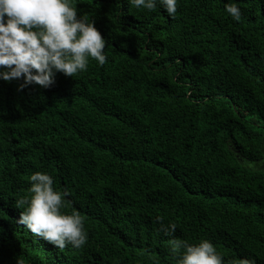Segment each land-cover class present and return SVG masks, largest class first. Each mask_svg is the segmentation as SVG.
Masks as SVG:
<instances>
[{
  "label": "trees",
  "instance_id": "trees-1",
  "mask_svg": "<svg viewBox=\"0 0 264 264\" xmlns=\"http://www.w3.org/2000/svg\"><path fill=\"white\" fill-rule=\"evenodd\" d=\"M71 2L107 63L50 88L0 78V264H177L158 215L225 264H264V0H177L175 18ZM36 171L85 217L81 249L18 223Z\"/></svg>",
  "mask_w": 264,
  "mask_h": 264
},
{
  "label": "clouds",
  "instance_id": "clouds-1",
  "mask_svg": "<svg viewBox=\"0 0 264 264\" xmlns=\"http://www.w3.org/2000/svg\"><path fill=\"white\" fill-rule=\"evenodd\" d=\"M137 9L154 11L163 7L170 18H175L177 0H128ZM226 12L235 21L241 20V10L227 4ZM106 41L93 21L78 15L71 0H0V78L4 81L23 79L19 88L36 84L50 88L61 73L75 78L86 72L89 60L100 66L107 63ZM28 194L15 200L23 209L18 223L34 236L63 251L69 245L81 249L87 242L85 217L79 211L67 212L65 197L70 193L54 188L53 177L36 171L29 177ZM160 231L168 240L169 252L177 264H225L224 257L207 239L191 244L177 238V224L164 223L157 216ZM17 264H25L17 257ZM227 264H255L248 258L233 259Z\"/></svg>",
  "mask_w": 264,
  "mask_h": 264
}]
</instances>
